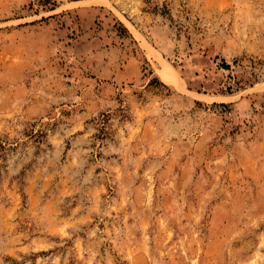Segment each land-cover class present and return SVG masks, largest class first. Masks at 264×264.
<instances>
[{"label": "rangeland", "instance_id": "1", "mask_svg": "<svg viewBox=\"0 0 264 264\" xmlns=\"http://www.w3.org/2000/svg\"><path fill=\"white\" fill-rule=\"evenodd\" d=\"M0 264H264V0H0Z\"/></svg>", "mask_w": 264, "mask_h": 264}, {"label": "bare ground", "instance_id": "2", "mask_svg": "<svg viewBox=\"0 0 264 264\" xmlns=\"http://www.w3.org/2000/svg\"><path fill=\"white\" fill-rule=\"evenodd\" d=\"M151 52V51H150ZM152 55V54H151ZM150 55V56H151ZM153 56V55H152ZM151 56V57H152ZM154 57V56H153ZM163 75V74H162ZM169 76V75H168ZM167 75H164V76H162L164 79H165V81H168V82H171L170 80H169V78H171V77H168ZM174 85V84H173ZM175 86V85H174Z\"/></svg>", "mask_w": 264, "mask_h": 264}, {"label": "trees", "instance_id": "3", "mask_svg": "<svg viewBox=\"0 0 264 264\" xmlns=\"http://www.w3.org/2000/svg\"><path fill=\"white\" fill-rule=\"evenodd\" d=\"M223 64H224V63H223ZM224 66H225L224 68H226V69L229 68L228 65H225V64H224Z\"/></svg>", "mask_w": 264, "mask_h": 264}]
</instances>
